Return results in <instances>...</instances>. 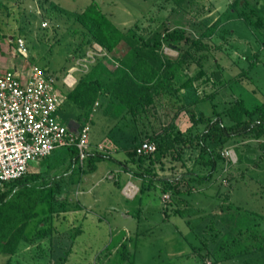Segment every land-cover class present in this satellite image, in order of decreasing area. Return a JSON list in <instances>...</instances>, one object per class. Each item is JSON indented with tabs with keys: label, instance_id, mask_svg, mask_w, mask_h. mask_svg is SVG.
Segmentation results:
<instances>
[{
	"label": "rangeland",
	"instance_id": "1",
	"mask_svg": "<svg viewBox=\"0 0 264 264\" xmlns=\"http://www.w3.org/2000/svg\"><path fill=\"white\" fill-rule=\"evenodd\" d=\"M235 1L195 0L182 7L175 0H2L0 41L4 53L0 55V74L9 69L26 72L37 66L53 76L56 88L66 95L69 89L63 81L75 64L77 51L85 49L86 42L76 18L90 4L97 3L128 34L135 48L141 49L143 39L159 41L156 64L161 68L163 63L174 74L173 81L164 78L155 106L138 118L135 126L125 111L128 118L121 125L133 138L145 141L190 125L184 108L188 94L193 93L186 87L187 82L200 98L218 91L213 100L198 105L206 115L214 114V110L222 112L236 99L254 108L264 103V0H246V12L252 20H262L261 28L241 18L242 11L234 7ZM175 29L185 30L190 38L202 39L210 49L197 52L183 41H167L166 33ZM210 29L213 34L209 36ZM13 37L24 39L27 53L19 51ZM92 48H86L87 52ZM144 53L152 58L150 50ZM103 54L112 70L120 59L129 64L137 60L135 49L128 52L125 47L117 53ZM84 74L76 72L74 76L79 79ZM88 125L89 139L94 144L103 140L101 149L112 158L99 162L92 193L77 188L82 174L89 178L85 172L87 163L83 167L74 164L67 148L31 163L30 174L38 173L47 164L60 168L45 174L60 182L58 195L69 210L52 217L51 195L46 192L37 212L50 232L37 243L23 244L11 264H121L117 252L121 243H126L135 264H235L233 260L214 263V258L205 255L216 249L220 239L224 241L234 230L246 228L264 216V148L260 147L264 139H232L219 149L207 139L206 145L222 156L212 182L194 181V174L205 176L210 172L198 161V143L179 144L161 163L148 161L141 169L137 163L133 172L150 170L148 178H169L179 183L181 191L193 190L175 200L171 193L163 194L158 181L147 183L151 188L141 192V178L132 174L120 180L119 162L129 167L132 163L124 161V150L106 143V121L99 112L91 116ZM205 131L204 125L199 126V132ZM126 153L128 160L136 163ZM130 182L138 188L137 197L132 199L125 193ZM5 189L6 186L1 188ZM76 205L82 209L75 210ZM49 217L52 218L48 220ZM34 222L26 231L30 238L39 232L35 227L39 230L41 226ZM205 243L208 248L201 249ZM7 262L8 257L0 255V264Z\"/></svg>",
	"mask_w": 264,
	"mask_h": 264
},
{
	"label": "trees",
	"instance_id": "2",
	"mask_svg": "<svg viewBox=\"0 0 264 264\" xmlns=\"http://www.w3.org/2000/svg\"><path fill=\"white\" fill-rule=\"evenodd\" d=\"M1 1L0 4L2 3ZM194 1L175 0L176 4L182 7L186 3ZM234 7L238 11H242L241 18L246 22L250 21V25L258 26V28L263 27V22L260 18L257 21L252 20L251 15L246 12L249 7L246 0H236ZM76 20L84 29V40L86 42L85 49L81 47L75 57L84 56L87 49L97 44L103 48L107 55L117 53L124 47L128 52L135 49L137 60L129 64L127 61L120 59L119 65L112 70L105 63L104 58H97L89 72L82 75L75 87L67 92L64 111L62 110L64 116L69 115L68 111L71 107L77 110L82 121L81 129H83L89 124L97 102L102 96L106 95L119 109H124L133 118V124H137L138 118L145 114L147 115L155 106L156 95L164 78L171 81L174 80V74L169 72V67H165L161 63V68H158L156 64V51L161 43L155 40L143 39L141 41V49L135 48L133 40L131 41L128 38V34L120 29L97 3H92L85 8L79 13ZM210 31L209 36L211 33L213 34V30L210 29ZM2 36L3 32L0 28V39ZM16 40L17 38L13 37V41L16 42ZM166 40L171 43L183 41L189 45L190 49H195L197 52L210 49V46L202 39H193L186 36L185 30L175 29L167 32ZM145 50H150L152 58L145 55ZM3 53V46L0 41V55ZM187 53H189V50ZM186 87L193 93L188 94L189 98H186L184 108L190 125L187 124L183 129L175 130L170 134L159 133L157 136H150L151 139L147 141L156 145V151L151 155L140 156L137 154V147L144 142L142 140L138 141L137 137H132L131 144L124 147V150L128 151L131 158L138 163V167L141 169L148 161L150 164L161 163L168 153L181 143L186 145L198 143L200 144L198 161L209 167L210 172L205 176L194 174L196 179L194 181L199 183L212 182L213 176L218 169V163L222 160L221 154H216V149H219V147H222L232 139L246 137L254 140L264 139V103L254 108H248L244 100L236 99L222 112L214 110V114L206 115L198 110V105L208 100H213L218 91L208 97L200 98L189 82H187ZM126 118H128L127 115L123 117L124 121ZM201 125H204L205 132H199V126ZM118 127V129L123 128V125L120 124ZM110 139L115 144H119L113 136H110ZM207 139L216 143L218 148L211 149L208 147L206 145ZM260 147L264 148L263 144H260ZM67 149L74 164H78V148L72 146ZM104 151V149L91 153L88 151L85 161L87 163L85 172L93 173L97 169L99 162L112 158L111 154ZM80 168L83 170L81 166ZM29 172L22 178L7 183L5 190L0 189V255L8 257L7 264H11L14 255L23 244L34 243L37 239L49 234L50 231L39 229V232L32 238L26 235L27 228L32 221L39 217L37 208L43 202V196L46 192L51 195V216L69 210L67 202L61 201L59 198L58 188L61 184L57 181V178H48L43 173L30 174ZM149 174H151L150 170L143 173L133 172L134 176L141 178L143 181L141 192L151 188V186L147 188V183L158 181L162 184L163 194L171 193L175 200L182 195L193 193L192 189L186 192L181 191L176 180L159 178L154 175L148 178ZM25 181L26 183H23ZM15 183L19 187L13 185ZM81 209L80 205H76L75 210ZM175 212H179V210ZM52 217H49L48 220ZM229 236L224 241L220 239L219 243L216 244V249L214 248L215 250L207 252L205 257L214 258V263L223 260H233L235 264H264V216H259L252 225L246 228L240 227L234 230ZM206 248H208V243H205L201 249ZM117 252L121 256V264H135L134 256L127 249L126 243H121Z\"/></svg>",
	"mask_w": 264,
	"mask_h": 264
},
{
	"label": "built area",
	"instance_id": "3",
	"mask_svg": "<svg viewBox=\"0 0 264 264\" xmlns=\"http://www.w3.org/2000/svg\"><path fill=\"white\" fill-rule=\"evenodd\" d=\"M16 44L23 54L28 52L23 38H17ZM104 52L95 45L84 56L74 57L75 64L64 79L66 87L73 89L78 82L74 74L89 72ZM64 102L65 95L56 88V79L37 66L26 72L9 69L0 74V189L28 174L31 163L48 158L59 148L76 146L79 163L85 165L90 126L80 132L65 126L57 116ZM136 151L140 156L151 155L156 145L146 140ZM125 193L132 199L138 188L130 182Z\"/></svg>",
	"mask_w": 264,
	"mask_h": 264
},
{
	"label": "crops",
	"instance_id": "4",
	"mask_svg": "<svg viewBox=\"0 0 264 264\" xmlns=\"http://www.w3.org/2000/svg\"><path fill=\"white\" fill-rule=\"evenodd\" d=\"M78 80V79H77ZM64 86L66 87L64 81H63ZM67 88V87H66ZM69 89V88H68ZM71 90V89H69ZM68 90V91H69ZM67 91V92H68ZM62 92V91H60ZM67 94V93H66ZM66 97V95H65ZM64 105L65 103L60 107L61 112H59L57 114L59 120L65 125L67 126L70 130L74 131V132H80L82 129V121L80 120L79 117V112L77 110H74L72 107L69 108V115H65L64 116V112H62V110L64 109ZM115 103H113L111 101V99L104 95L101 97V99L97 102L95 109H94V113L93 114H97L99 112L100 117L103 119L104 121H106V129H105V135H106V143L111 147L112 145L118 149V151L124 150V147H127L131 144L133 138L132 135H130V133L123 128L118 129L120 126V124L124 121L123 117L126 115L125 114V110L124 109H117L115 111ZM64 111V110H63ZM123 113V114H121ZM114 130V131H112ZM116 131L119 133L116 134ZM110 132V133H109ZM110 136H113L118 142H119V146H121V149L118 147L117 144H115L113 142L112 139H110ZM104 145L103 140L98 143V144H94L92 142V140H90V147H89V152H95L96 150H102L101 146ZM125 154H126V159L124 161L132 163V167H129L128 164H125V162L120 161L119 164H121V167L119 168V170L117 171V173L119 174V178L120 180L125 176H131L133 173L134 168L137 167V162L134 163L131 160H128L129 157L126 153V151L124 150ZM70 154V153H69ZM71 158V155H69ZM71 160H73L71 158ZM99 164V163H98ZM98 164H97V169L93 172V173H88L87 175L89 176V178H86L87 176H84L83 174L79 177L78 183H77V188L80 190H85L84 193H92V189L91 186L93 184V175L94 173H96V171L98 170ZM60 168L58 167H51L49 164L46 165V167H44L42 170H40L38 173H47V172H55L56 170L59 171ZM107 172H110L109 170ZM46 175V174H45ZM133 176V175H132ZM56 178V177H55ZM84 181L87 182V185L84 184ZM71 183H73L72 180H70ZM120 182V181H119ZM89 189V191H86L87 189ZM82 192V194H84ZM43 217H37L34 219V223L35 225H37L38 223H41L39 229H44L47 231V227H43L45 226V222L42 221ZM40 221V222H39ZM32 224V223H31ZM52 227V226H51ZM35 231H39L38 229H36L35 227ZM36 234V232H35ZM34 234V235H35ZM38 241H35V243H37Z\"/></svg>",
	"mask_w": 264,
	"mask_h": 264
}]
</instances>
